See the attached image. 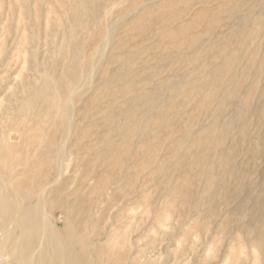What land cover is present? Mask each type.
I'll return each instance as SVG.
<instances>
[{
    "label": "bare ground",
    "instance_id": "1",
    "mask_svg": "<svg viewBox=\"0 0 264 264\" xmlns=\"http://www.w3.org/2000/svg\"><path fill=\"white\" fill-rule=\"evenodd\" d=\"M67 2L74 4L78 10V24L85 33L90 28L86 3H97L95 17L98 18L99 29L95 36L100 37V45L104 48L113 36L112 23H107V16L116 1ZM164 5L172 6V1H165ZM202 15H209L211 18L214 12L208 9ZM250 18L248 14L239 15L232 23L229 21L225 29L214 31L216 41L212 40L213 37L202 39L198 34L185 39L184 22L187 20L184 21L179 16L167 20L171 25L167 27V31L165 27L163 30L166 31L165 37L171 40L168 41V47L179 50L188 43L189 48L192 47L187 54H177V62L184 64L185 60L197 58L201 54H206L208 58L202 65L199 64L201 66L188 68L189 77L183 81H175L171 78L172 74L166 73L163 76L158 74L157 69L152 70L151 79L145 78L143 83L140 79L131 82L133 84L128 93L125 88L122 91L114 89L109 84V77H103L101 80H105L106 84L100 92L110 95V98H104L107 107L102 110L103 125L109 131H116L117 136L97 133L88 135V132L82 134L90 127L79 132V124L74 121V103L83 99V94L80 93L82 88L90 89L93 86V75L103 62L104 49L100 45L90 51L91 55L81 49L78 61L74 60L69 64V75L63 73L64 95L57 89L52 76L37 69L43 82L37 84L33 95L23 106L26 120L17 123L15 131L9 130L0 138V152L4 153L14 145L10 140L24 141L23 134H26L25 145L27 148L32 147L33 151V155L26 158L25 167L30 163L26 175L20 173L16 176L14 166L8 172L5 167L0 166V264H142L141 259L146 256L138 246L131 254L116 252L109 243L110 234L94 235L93 231L97 228L98 216L105 211L104 207L109 202L116 201L119 210L130 206V203L141 202L146 191L144 171L147 170L143 169H146L145 165L151 159L155 162L152 167L156 171H165L167 168L179 170L184 167L189 170L199 166L200 169L193 173L191 179H187L185 175L180 183H173L169 191L182 187L188 180H200V184L192 190L196 204L203 201L202 208L212 215L216 214V202L220 200L218 212L236 217L235 235L244 234L246 240L238 247L230 245L220 261L227 264L234 259L233 264H264V181L254 180L255 170H244L240 165L243 162L235 165L236 158L231 155L234 144L217 147L223 139L219 136L220 126L223 125L208 109L211 100L234 97L241 101L236 114L245 117L241 127L242 134L245 126L251 125L253 121L264 123V81L261 86L258 85L264 79L261 77L264 71V30L261 32L258 25H249ZM187 23L190 28L194 24L191 21ZM71 34L73 36V32ZM178 35L182 39L177 38ZM214 51L222 52L224 56L209 68L208 64L212 61L208 59ZM168 54L157 56V61L169 59ZM64 62L67 61H63L62 68L65 66ZM150 67L145 63V71ZM251 73L256 75L255 79H250ZM119 79L116 81H121V77ZM243 83L247 85L246 98H241L236 89L232 92L229 90L230 87H240ZM258 87L254 98L256 101L250 106V96ZM103 94L100 93L99 97L103 98ZM96 99L94 97L92 100ZM191 103L193 107L189 111L187 107ZM194 110H198L197 113ZM38 117L46 119L48 126L34 127L33 122ZM186 119L192 123H183ZM229 126L227 123L226 127ZM14 132L16 134L12 135ZM160 132H164L163 147L159 145ZM135 134L136 139L133 137ZM161 149L165 154L158 156ZM179 149L184 150L180 159L176 154ZM81 150L92 152L93 158L102 168L100 172L92 167L80 174L78 162L70 166L72 155ZM146 154L147 160L141 161L140 158ZM253 154L264 158V129L257 131L255 142H248L246 147L241 148L240 156L249 158ZM216 168L221 171H216ZM227 176L230 179L227 180ZM242 178L247 181L245 184L241 182ZM229 182H233V189ZM26 185L27 188L24 189ZM56 196H60L57 204L54 200ZM57 205L60 209L59 216L55 213ZM198 210L200 207L195 209L196 212ZM71 213L85 217L76 223L72 221Z\"/></svg>",
    "mask_w": 264,
    "mask_h": 264
},
{
    "label": "rangeland",
    "instance_id": "2",
    "mask_svg": "<svg viewBox=\"0 0 264 264\" xmlns=\"http://www.w3.org/2000/svg\"><path fill=\"white\" fill-rule=\"evenodd\" d=\"M115 1L111 12L107 16V23L113 24H111L112 40L110 39L103 48L100 45V37L95 36L99 29L98 18L95 17L97 3H86L90 31L88 30L85 33V30L78 24V10L75 9L74 4H69L67 0H0V138L5 136L9 130L11 132L15 131L16 124L26 120L23 115L25 113L23 106L33 95L32 92L36 86L43 82L36 70L40 69V71L52 76L56 81L57 89L64 95V89H62L64 88L63 73L69 75L71 67L69 64L74 62V60L78 61L81 56V49L87 55H91L94 48L100 45L104 52L102 56L103 62L93 75V86L90 89L82 88L80 93L81 95L83 94L84 100L74 103V121L79 124V132L90 127L88 131H83L82 134L88 132V135L97 133L111 137L117 136V132L114 130L109 131L103 125L102 110L107 107L104 104V98H110L107 92L105 95L100 92L106 84L105 80H101L103 77L105 78L106 75L109 77V84L113 85L114 89L122 91L125 88V92L128 93L133 84L131 82H136L135 80L140 79L141 83H143V79H151L153 73L150 72L152 70L157 69L158 74L161 73L163 76L172 74L171 78L175 81H183L186 77H189L187 73L190 70L188 68L192 69L199 64L202 65L203 61L208 58L206 54H201L197 58L195 57L196 60L191 58L187 61L185 60L184 64L177 62L175 60L177 54H187L192 47L189 48L190 43L179 50L168 47V41L171 40L167 36L165 37V32L171 23L167 22V20L175 16L183 18L184 21L187 20L184 22L186 30H184L185 34L183 36L185 39H191L195 34H198L202 39L212 38L214 31L219 28L225 29L229 21L232 23L235 17L244 14H248L251 17L248 22L249 25H258L260 31L264 30V0ZM165 1H172V6L164 5ZM100 6H102V2ZM208 9H212L214 12V16L211 18H209V15L207 17L202 15ZM188 21L194 23L191 28L188 27ZM164 27L166 31L163 30L165 29ZM72 32L73 36H71ZM177 38L182 39L179 35ZM212 40H215L214 37ZM187 41L189 42V40ZM232 45L233 43L229 47L232 48ZM185 49L188 50L186 51ZM167 53H169V59L161 62L157 61V56ZM221 53L214 51L210 54L211 56L208 60L212 61V63L208 64L209 68L217 60L221 61L224 56V53ZM257 58L260 60L258 56ZM257 58L255 57V60ZM63 61H67L64 62L65 68H62ZM145 63L151 66L146 71L144 68ZM120 77L121 81H116ZM250 77V79H255L256 75L251 73ZM261 77H264V71ZM263 81L264 79L259 81L258 85L261 86ZM141 83L139 84L141 85ZM235 89L238 90L241 98L247 97L246 83L241 84L240 87L229 88L231 92ZM258 89L259 87L250 96V106L256 101L254 98ZM100 93L104 95H102L103 98L99 97ZM94 97L97 98L95 101L92 100ZM188 107L187 109L192 111L193 103L188 105ZM237 107H241V101L234 97L225 100L214 99L209 102L208 109L212 116L216 117L223 125L219 129V136L223 138V142L220 141L217 147L223 145L229 147L234 144L235 148L231 155L236 158L237 163L235 165L238 166L239 162H243L240 163L241 168L246 171L255 170L254 180L264 181V158H260L256 154L250 155L252 157L249 158L244 155L240 156L241 148L246 147L248 142H255L257 131L260 132L264 129V123L253 121L251 125L245 126L242 134L241 127L245 117L236 114V111H238ZM34 108L36 107L34 106ZM197 111L194 110V113H197ZM38 118L33 122L34 127L45 128L48 126L46 119ZM256 122H258V125H256ZM183 123L189 125L192 122L186 119ZM227 123L231 127L227 128ZM13 134L16 133L14 132ZM25 135L23 134L24 141H26ZM133 137L136 139V134ZM158 140L159 145L163 147L162 144L165 142L164 132L159 133ZM10 141L16 145H13V150L12 148L10 149L12 152L10 150L7 151L8 153L6 151L4 153L3 151H1L2 153L0 152V166L5 167L6 172L14 166L16 167L14 173L16 176H19L20 173L21 175H26L29 172L30 163L25 167V162L28 157L30 158L33 155L32 147L27 148L24 141L19 142L13 139ZM14 148L18 149L15 151ZM182 150H177V158L184 151ZM205 151H208V149H205ZM75 154L72 155L69 164L73 166L78 162L80 164V174L92 167H96L98 172L102 170L99 163L93 158L91 151L81 150ZM164 154L165 151L161 149L158 156H163ZM233 156L232 158H234ZM147 157L148 154L142 156L140 160L146 161ZM154 163L151 159L145 165L146 169L142 167L143 171L147 170L148 172L144 171L146 191L141 202L138 204L130 203V206L124 207L126 209L122 208L120 210L116 201L109 202L104 207L105 211L103 210V213L101 212L98 216L97 228L93 231L94 235L95 233L110 234L109 243L113 247L112 250L116 252H129L131 254L138 246V249L146 256L141 259L142 264H170V262L171 264H224L220 261V258L225 250L230 245L238 247L246 240V235L244 234H242L243 236L235 235L236 225L234 218L236 217L231 216V218L221 215L220 211L218 212L221 207L220 200L216 202V214L212 215L202 208L203 201L199 202L198 205L196 204L192 190L196 189L197 184H200V180H188L182 187L169 191V188L173 187L171 185L180 183L185 175L187 179H191L193 173L200 169L199 166L189 170L186 167L179 170L167 168L168 170H161L163 171L161 172L153 170ZM149 168H151L150 171ZM216 169V171H221L220 168L219 170L218 168ZM226 179L230 178L227 176ZM241 182L245 184L247 181L242 178ZM229 183L232 186L230 188L233 189V182ZM26 188L27 185L24 189ZM59 198L60 196L54 198L55 204H57ZM199 207L200 210L196 212L195 209ZM59 211L60 209L57 205L55 209L56 216H59ZM71 216L74 219L72 221H76V223L85 217L81 214H72ZM232 260L234 259L229 260L227 264H233L234 261L232 262Z\"/></svg>",
    "mask_w": 264,
    "mask_h": 264
}]
</instances>
